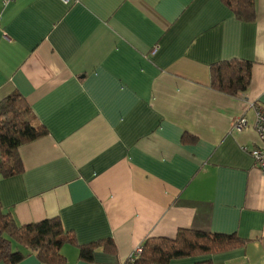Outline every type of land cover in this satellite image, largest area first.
<instances>
[{
	"label": "crops",
	"instance_id": "1",
	"mask_svg": "<svg viewBox=\"0 0 264 264\" xmlns=\"http://www.w3.org/2000/svg\"><path fill=\"white\" fill-rule=\"evenodd\" d=\"M254 3L243 22L220 0H0V100L19 93L47 131L19 148L20 174L0 176L2 210L18 225L59 217L78 244L114 242L89 262L64 244L66 264H123L179 229L246 239L213 264H264V174L250 155L264 0ZM231 59L251 62L236 95L210 84L212 64ZM13 246L17 264H41Z\"/></svg>",
	"mask_w": 264,
	"mask_h": 264
},
{
	"label": "trees",
	"instance_id": "2",
	"mask_svg": "<svg viewBox=\"0 0 264 264\" xmlns=\"http://www.w3.org/2000/svg\"><path fill=\"white\" fill-rule=\"evenodd\" d=\"M243 22L255 19L254 0H220ZM251 62L231 59L211 66L210 84L215 90L236 95L247 90L250 84ZM47 134L35 118L28 103L19 93L0 100V176L12 177L23 171L19 148ZM35 255L41 264H66L61 253L64 244L77 245L79 258L89 262L95 247L115 252L111 239L78 244L71 231L64 229L59 217L18 225L9 213L2 210L0 202V260L17 264L25 254L14 244ZM246 239L236 234L209 233L194 229H179L174 237H148L142 243V252L123 264H171L173 260L191 257L193 264H213L210 255L242 247Z\"/></svg>",
	"mask_w": 264,
	"mask_h": 264
},
{
	"label": "built area",
	"instance_id": "3",
	"mask_svg": "<svg viewBox=\"0 0 264 264\" xmlns=\"http://www.w3.org/2000/svg\"><path fill=\"white\" fill-rule=\"evenodd\" d=\"M11 0H4V3H8ZM66 3L69 0H61ZM245 120L243 118L238 119L235 124L236 129H241L245 126ZM253 128L256 131L260 144L251 150L250 155L254 161L256 167L264 174V106H257L254 109V122ZM142 252L141 245L134 248L129 258H135Z\"/></svg>",
	"mask_w": 264,
	"mask_h": 264
},
{
	"label": "rangeland",
	"instance_id": "4",
	"mask_svg": "<svg viewBox=\"0 0 264 264\" xmlns=\"http://www.w3.org/2000/svg\"><path fill=\"white\" fill-rule=\"evenodd\" d=\"M195 260H197V259L191 258V257H186V258L175 259L172 261L171 264H191Z\"/></svg>",
	"mask_w": 264,
	"mask_h": 264
}]
</instances>
